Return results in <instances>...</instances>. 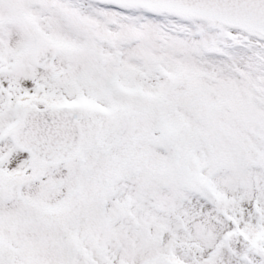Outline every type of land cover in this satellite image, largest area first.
Returning <instances> with one entry per match:
<instances>
[{
	"label": "snow or ice",
	"instance_id": "1",
	"mask_svg": "<svg viewBox=\"0 0 264 264\" xmlns=\"http://www.w3.org/2000/svg\"><path fill=\"white\" fill-rule=\"evenodd\" d=\"M0 264H264V0H0Z\"/></svg>",
	"mask_w": 264,
	"mask_h": 264
}]
</instances>
